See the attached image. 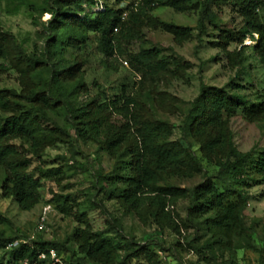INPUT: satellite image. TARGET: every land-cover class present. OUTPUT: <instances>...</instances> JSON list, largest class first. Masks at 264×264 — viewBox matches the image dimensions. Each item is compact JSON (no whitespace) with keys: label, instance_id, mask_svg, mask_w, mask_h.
<instances>
[{"label":"trees","instance_id":"1","mask_svg":"<svg viewBox=\"0 0 264 264\" xmlns=\"http://www.w3.org/2000/svg\"><path fill=\"white\" fill-rule=\"evenodd\" d=\"M120 2H127L124 9L105 1L100 10H92L98 0H42L39 4H29L39 11V17L42 13L50 14L46 21L34 18L41 25L43 40L38 54L19 51L15 56L14 36L0 29V59L12 61L20 86L19 91L0 88L2 196L12 197L22 211L31 210L41 200L40 188L46 177L38 166L30 169L32 161L40 160L44 149L62 142L63 136L74 135L82 141L94 142L116 160L111 173L98 175L107 199L119 201L142 220L151 218L160 226V232L164 226L173 231H179L180 226L186 228L184 222L176 221L172 208L178 200L188 198V212L194 219L213 213L203 222L207 229L228 239L233 236L244 239L243 212L251 198L247 188L252 183L264 184V147L255 153L239 151L233 141L230 117L241 108L248 119L259 118L264 115V100L246 106L240 95L230 93L225 87L200 83L198 95L183 118L181 132L184 138L197 141L202 156L218 167L215 176L242 189L218 193L213 176L205 177L192 188L180 187L161 182L167 177L190 179L199 175L202 163L190 146L170 140L173 125L146 117L142 102L135 95L125 93L124 87L112 98L101 99L98 91L89 94V87L70 81L80 75L82 63L66 65L62 58L68 49L82 46L91 32L102 63L110 67L111 58L125 56L129 68L138 75L140 88L146 81L158 80L164 74L181 77L190 68L189 62L152 45L139 46L135 51L121 47V41L130 44L140 38V26L144 22L169 33L177 43L188 40L191 27L165 22L149 14L157 7H169L175 12L197 11L201 33L206 31L205 23L218 27L223 32L220 39L208 43L224 50L225 64L231 68L240 65L241 51H226V46L232 42L242 44L246 34H257L253 50L264 66V26L256 13L262 0H114V4ZM83 4L89 5L87 11ZM223 5H230L243 18L244 26L240 30L233 32L217 25L212 8ZM125 10H129L128 14ZM4 70L7 68L0 62V73ZM93 85L98 87L96 83ZM78 90L89 98L75 102ZM154 93L157 98L149 96L164 100L165 94ZM51 114L67 121L68 130L59 126ZM54 199L62 204L67 202L66 196ZM65 207L66 204L60 208L61 212H67ZM10 224L0 211V225ZM194 242L187 245L199 252ZM75 243L74 264H129L132 260L138 261L137 264H169L166 257L170 249L162 243H138L90 228L75 232ZM61 247L55 241L39 238L25 241L0 231V252L6 255L0 264H68L51 258L50 250L58 255Z\"/></svg>","mask_w":264,"mask_h":264},{"label":"rangeland","instance_id":"2","mask_svg":"<svg viewBox=\"0 0 264 264\" xmlns=\"http://www.w3.org/2000/svg\"><path fill=\"white\" fill-rule=\"evenodd\" d=\"M41 1L0 0V29L14 36L15 56L19 51H25L26 55L38 54L40 46L43 45L41 25L34 20L39 17V11L29 6ZM105 1L121 9L127 5V2L114 4V0H98L97 7L95 4L92 10H100L101 3ZM83 7L84 11L89 9L88 4H83ZM212 9L215 22L222 29L236 32L244 26L243 18L230 5ZM128 12L129 10H125L126 14ZM256 13L264 26V0ZM149 14L165 22L191 27V37L177 43L169 33L144 22L140 26V38L130 44L121 41L122 49L135 51L139 46H156L163 53L190 63V68L183 76L164 74L158 80L146 81L140 88L137 84L138 75L129 68L125 56L111 58L110 67L102 63V55L96 48L93 33L90 32L88 40L82 46L70 48L63 55L62 59L66 60V65L82 63L80 75L75 80H70L71 83L84 84L89 87L91 95L98 91L101 99L120 94L124 87L125 93L135 95L142 102V112L146 117L165 120L173 125L170 140H179L184 146H190L201 159L202 172L190 179L167 177L161 183L192 188L205 177L213 176L218 193L242 189L238 184L227 183L215 176L218 167L202 156L197 141L184 138L181 125L190 102L198 95L201 82L225 87L230 93L240 95L246 101V106L264 100V66L253 50L258 35L246 34L242 44L232 42L226 46V51H241L240 65L231 68L225 64L224 50L208 43L219 40L223 32L219 31L218 27L205 23L206 31L201 33L197 11L175 12L169 7H157ZM49 18L48 12L39 17L41 21ZM0 62L7 68L0 73V88L19 91V74L11 65L12 61L7 58L0 59ZM78 91L75 102L89 98L86 93ZM154 92L165 94L164 100L149 96L157 98ZM51 117L59 126L66 129L69 127L67 121L63 122L52 114ZM230 128L239 151L255 153L264 147V115L248 119L242 109L238 108L230 117ZM63 138L62 142L57 141L46 147L40 160L32 161L30 169L38 166L37 168L46 173V177L40 188L41 200L31 210H20L12 197L2 196L0 187V211L11 221L9 226L0 225V231H4L6 235H15L25 241L38 238L55 241L62 246L55 257L68 264L75 263V232L84 228L116 237L120 235L125 240L138 243H162L166 249H170L166 257L169 264H264V184L252 183L247 188L251 198L243 212L244 239L238 236L228 239L222 234L214 233V230L207 229L203 222L213 213L208 212L205 216L194 219L188 212V198L178 200L172 208L176 221L179 224L184 222L186 228L180 226L179 231H173L164 226L160 232V226L152 222L151 218L145 217L142 220L119 201L107 199L103 191L105 187L99 183L98 175H106L114 170L116 160L113 157L99 149L92 141L85 142L74 135ZM1 178L0 173V186ZM60 195L66 196V203H58L54 199ZM65 204L67 207L64 209H67V212L63 213L60 208ZM81 213L85 215L82 217ZM42 214L45 216V227L38 230L37 221ZM215 240L218 241L217 244L212 243ZM191 241H195L193 245L199 252L188 247L187 244ZM177 243H180V246ZM5 259L6 255L1 251L0 260ZM137 263L138 261L132 260L129 264Z\"/></svg>","mask_w":264,"mask_h":264},{"label":"built area","instance_id":"3","mask_svg":"<svg viewBox=\"0 0 264 264\" xmlns=\"http://www.w3.org/2000/svg\"><path fill=\"white\" fill-rule=\"evenodd\" d=\"M96 7H97V4H96ZM44 220H45V216H44V214H42L39 217L38 221H37V229L38 230H43L44 229V227H45V225H44L45 221ZM13 244H16V242L13 243ZM50 255H51V258H53L54 261H58V259L55 257L56 255H55L54 250H50Z\"/></svg>","mask_w":264,"mask_h":264}]
</instances>
